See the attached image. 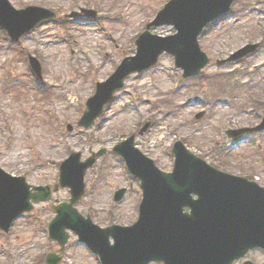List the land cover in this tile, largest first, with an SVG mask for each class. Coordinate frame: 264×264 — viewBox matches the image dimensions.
I'll use <instances>...</instances> for the list:
<instances>
[{
  "label": "rangeland",
  "instance_id": "obj_1",
  "mask_svg": "<svg viewBox=\"0 0 264 264\" xmlns=\"http://www.w3.org/2000/svg\"><path fill=\"white\" fill-rule=\"evenodd\" d=\"M11 1L17 8L42 5L61 17L82 6L92 7L99 11L100 22L91 17L67 18V29L45 22L16 44L5 41V34L0 33V165L5 170L26 176L33 184L53 186L58 181L59 164L70 152L81 151L86 158L105 147L107 153L86 174L87 185L94 182V189L77 207L93 213L102 226L131 223L138 215L136 198L141 189L138 180L128 179L124 164L111 148L123 135L151 119L155 125L140 143L147 149V142L149 154L164 170H170L174 162L168 151L170 144L182 139L209 162L219 163L231 173L260 177L264 184V134L237 145L225 134L229 127L258 121L261 110L252 106L257 103L255 96L264 99V81L260 82L256 72L264 74V48L243 64H216L248 41L263 37L264 0L236 2L237 15L218 20L201 35V46L211 56L207 74L223 77L181 83V71L174 67L173 57L165 54L155 68L127 80L125 91L118 93L107 113L87 130H80L77 121L96 82L108 78L123 57L135 53L137 36L168 0ZM174 31L172 25L153 28L164 35ZM31 54L44 67L42 87L49 88L50 97L29 84ZM218 96L221 99H215ZM229 99L237 105H226L224 101ZM203 110L205 114L197 119L196 113ZM68 123L75 128L68 130ZM123 186L128 195L115 202L114 191ZM69 198V189L61 188L50 200L35 203L33 212L21 217L10 234L0 235V264H37L41 254L58 251L59 244L49 238L41 224L54 215L51 204L56 199ZM76 238L72 235L62 264H98ZM246 258L263 261L264 252L253 250Z\"/></svg>",
  "mask_w": 264,
  "mask_h": 264
},
{
  "label": "water",
  "instance_id": "obj_2",
  "mask_svg": "<svg viewBox=\"0 0 264 264\" xmlns=\"http://www.w3.org/2000/svg\"><path fill=\"white\" fill-rule=\"evenodd\" d=\"M227 1L173 0L167 7L181 32L186 34L190 30L189 35L195 39L196 31L229 7L231 0ZM34 11L38 12V16H34ZM53 16L52 12L39 7L16 10L9 0H0V22L15 36H19L21 30L30 29L39 20ZM192 55L201 57L199 48L193 43ZM95 115L96 112L90 119ZM92 121L85 124L90 125ZM190 162H193V157ZM209 172L218 179L242 183L222 177L213 170ZM195 177H188L191 184L188 182L184 187H180L172 176H162L159 182L151 185L142 208V219L137 224L136 242L119 241L117 248L131 250L145 264L149 255L165 259L168 264H232L235 257L245 255L249 249L264 247V188L247 182L231 186L208 175L201 180ZM185 188L193 189L200 194V198L194 200L188 194L187 202H184L182 190ZM42 194H34V198H40ZM185 203L193 207L191 215L173 206ZM166 207H171L168 214L164 212ZM213 208L211 214L209 210ZM58 260L59 257L52 256L49 264ZM245 264L253 263L248 261Z\"/></svg>",
  "mask_w": 264,
  "mask_h": 264
},
{
  "label": "bare ground",
  "instance_id": "obj_3",
  "mask_svg": "<svg viewBox=\"0 0 264 264\" xmlns=\"http://www.w3.org/2000/svg\"><path fill=\"white\" fill-rule=\"evenodd\" d=\"M185 182H187V181H185ZM213 211H214V208L212 209V210H209V212L212 214L213 213Z\"/></svg>",
  "mask_w": 264,
  "mask_h": 264
}]
</instances>
